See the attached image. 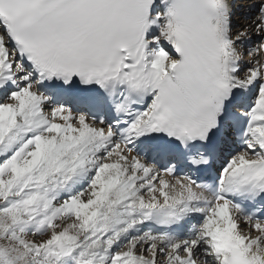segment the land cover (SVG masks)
I'll return each mask as SVG.
<instances>
[{
	"label": "snow or ice",
	"instance_id": "1",
	"mask_svg": "<svg viewBox=\"0 0 264 264\" xmlns=\"http://www.w3.org/2000/svg\"><path fill=\"white\" fill-rule=\"evenodd\" d=\"M0 264H264V0H0Z\"/></svg>",
	"mask_w": 264,
	"mask_h": 264
}]
</instances>
